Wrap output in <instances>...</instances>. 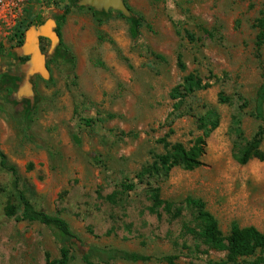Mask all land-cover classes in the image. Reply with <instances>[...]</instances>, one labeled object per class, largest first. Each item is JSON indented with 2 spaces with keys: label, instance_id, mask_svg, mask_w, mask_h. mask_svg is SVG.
<instances>
[{
  "label": "rangeland",
  "instance_id": "1",
  "mask_svg": "<svg viewBox=\"0 0 264 264\" xmlns=\"http://www.w3.org/2000/svg\"><path fill=\"white\" fill-rule=\"evenodd\" d=\"M81 1L0 0V149L18 167L19 187L37 209L59 213L80 235L70 264H87L82 254L90 247L153 256L111 264H168L160 258L173 254L175 264L226 259L199 236L185 200L202 199L225 235L233 222L264 232V161L234 158V119L248 139L263 130L264 149V42L258 45L257 26L264 0H125L129 16ZM50 19L60 25L57 42L41 37L51 77L32 76L33 95L19 98L29 60L20 36ZM189 73L208 87L189 96L179 116L171 92ZM221 94L229 101L220 102ZM208 106L221 119L204 164L176 167L160 183L162 197L182 214H153L136 174L164 152L161 138L190 146ZM127 182L135 189L123 190ZM0 186V264H46V253L59 258L50 229L6 215L10 200L18 211L21 205L14 177L1 166ZM114 191L116 204L105 198ZM261 256L259 250L245 259ZM93 261L108 264L98 255Z\"/></svg>",
  "mask_w": 264,
  "mask_h": 264
},
{
  "label": "trees",
  "instance_id": "2",
  "mask_svg": "<svg viewBox=\"0 0 264 264\" xmlns=\"http://www.w3.org/2000/svg\"><path fill=\"white\" fill-rule=\"evenodd\" d=\"M120 14L122 15V12ZM140 19L142 20L143 17L140 16ZM97 21L101 23L102 19H98ZM257 26L259 28L258 45H261L264 42V15L258 18ZM204 31L207 30L204 29ZM58 32L60 34V25L58 26ZM186 34L190 40L195 39L191 32L187 31ZM24 41V34L22 33L18 45H23ZM178 62L180 67L184 69L185 65L182 62L181 55H179ZM207 87L208 84H205L197 74L189 73L186 75L183 81L173 88L171 92V97L177 100L174 108L177 115L180 116L187 113L182 107L189 96ZM259 94L261 97L260 100L263 102L264 85ZM228 101L229 97L223 94L220 95V102L225 103ZM220 119L219 110L214 106H208L205 112L197 118L198 128L201 130V134L190 146L179 141L171 142L166 137L160 139L164 152L156 154L153 161L145 165L136 174L138 182L145 183L148 187L147 195L151 202L149 207L150 212L162 216L164 211L172 217H179L182 214L183 209L181 206L176 207L173 202L162 197L160 183L166 180L171 171L176 167L194 170L204 164L203 156L206 154L207 140L213 131L219 127ZM86 122L90 124L92 120L87 119ZM234 125L237 133L234 158L240 164H246L253 158L264 161V149L261 147L263 130H259L251 139H248L240 127L239 119H234ZM0 166L10 172L14 177L17 197L21 205V209L18 211L16 203L10 200L5 209L6 215L23 221L38 222L50 229L59 244L60 256L57 259H53L49 253H46V264H70L77 258L75 247L82 244L80 235L73 230L70 223L59 213L52 214L35 207L26 193L19 187L20 176L18 167L9 162L7 155L1 149ZM135 186V182L121 184L123 190L127 191L134 190ZM2 192L3 189L0 186V194ZM119 195V192L114 191L105 198L108 202L116 204L120 199ZM185 203L195 213V220L200 227L199 236L203 241L212 249L226 252V259L210 261V264H260L264 262V256L258 257L255 261H247L245 259L246 257L255 255L259 250L264 252V232L256 226L250 225L243 227L238 222H233L230 233L225 235L220 228L217 217L206 208V204L202 199L188 197ZM96 255L104 258L108 264H111V261L115 259L136 262L149 261L153 258L151 255L117 248L99 249L90 247L82 254V260L87 264H96L93 261V257ZM178 257V255L173 254L163 256L160 259L165 260L168 264H175V260Z\"/></svg>",
  "mask_w": 264,
  "mask_h": 264
},
{
  "label": "water",
  "instance_id": "3",
  "mask_svg": "<svg viewBox=\"0 0 264 264\" xmlns=\"http://www.w3.org/2000/svg\"><path fill=\"white\" fill-rule=\"evenodd\" d=\"M81 3H88L96 9L105 11L111 9L118 10L126 16L131 14L124 0H82ZM55 26V20L50 19L40 27H32L27 31L22 51L24 54L29 55V60L24 71L26 83L18 92L19 98L33 95L32 84L29 81L32 76L40 75L44 79H49L51 77V72L47 64V56L41 47V37H47L52 42H57L59 40V35L53 29Z\"/></svg>",
  "mask_w": 264,
  "mask_h": 264
},
{
  "label": "flooded vegetation",
  "instance_id": "4",
  "mask_svg": "<svg viewBox=\"0 0 264 264\" xmlns=\"http://www.w3.org/2000/svg\"><path fill=\"white\" fill-rule=\"evenodd\" d=\"M124 2H125V0H124ZM126 5H127V4H126ZM89 7H93V8H95V7L92 6V5H90ZM57 25H58V22H57V20H56V26H55L53 29L58 33V35H60L59 32H58ZM41 39H42V38H41ZM48 67H49V66H48Z\"/></svg>",
  "mask_w": 264,
  "mask_h": 264
}]
</instances>
